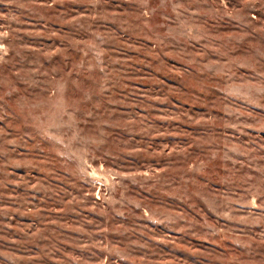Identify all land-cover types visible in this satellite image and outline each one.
<instances>
[{
  "label": "rangeland",
  "instance_id": "374dc122",
  "mask_svg": "<svg viewBox=\"0 0 264 264\" xmlns=\"http://www.w3.org/2000/svg\"><path fill=\"white\" fill-rule=\"evenodd\" d=\"M0 264H264V0H0Z\"/></svg>",
  "mask_w": 264,
  "mask_h": 264
}]
</instances>
